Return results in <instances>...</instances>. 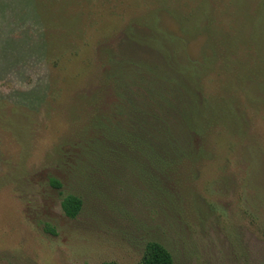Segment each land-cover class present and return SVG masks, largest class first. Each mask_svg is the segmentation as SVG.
Returning a JSON list of instances; mask_svg holds the SVG:
<instances>
[{
    "label": "rangeland",
    "instance_id": "374dc122",
    "mask_svg": "<svg viewBox=\"0 0 264 264\" xmlns=\"http://www.w3.org/2000/svg\"><path fill=\"white\" fill-rule=\"evenodd\" d=\"M144 22L184 37L183 60L234 47L201 79V156L173 207L143 175L92 184L73 170L103 51L154 56L125 42ZM68 193L83 200L75 218ZM149 241L174 264H264V0H0V264L134 263Z\"/></svg>",
    "mask_w": 264,
    "mask_h": 264
},
{
    "label": "trees",
    "instance_id": "16d2710c",
    "mask_svg": "<svg viewBox=\"0 0 264 264\" xmlns=\"http://www.w3.org/2000/svg\"><path fill=\"white\" fill-rule=\"evenodd\" d=\"M143 26L152 28L145 22ZM127 32L125 42L128 45L147 43L154 56L144 58L127 53L126 49L103 51L100 71L82 96L86 117L83 134L79 135L78 153L73 152V170L78 176L89 170L97 179L92 184L115 174L143 175L139 177L145 178L149 190L160 192L163 205L173 207L179 177L183 175L180 173L188 163L201 156V148L195 141L200 135L198 129L203 126L193 122L197 115L202 125L206 119V113H202L201 79L218 51L222 50L219 57L226 59L230 57L228 48L234 47L217 40L200 56L183 60L172 42H182L184 37L173 38L165 34L170 31L157 27L148 35L134 36L131 28ZM50 184L55 188L62 186L55 177L50 178ZM82 206L81 197L73 193L61 200V208L69 218H75ZM100 264L125 263L106 261ZM127 264L174 262L162 244L149 241L141 258Z\"/></svg>",
    "mask_w": 264,
    "mask_h": 264
}]
</instances>
